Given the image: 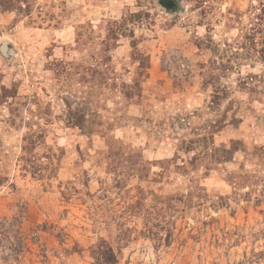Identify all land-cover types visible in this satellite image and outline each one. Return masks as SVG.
I'll return each instance as SVG.
<instances>
[{
    "label": "rangeland",
    "instance_id": "rangeland-1",
    "mask_svg": "<svg viewBox=\"0 0 264 264\" xmlns=\"http://www.w3.org/2000/svg\"><path fill=\"white\" fill-rule=\"evenodd\" d=\"M174 1L0 0V264H264V0Z\"/></svg>",
    "mask_w": 264,
    "mask_h": 264
},
{
    "label": "clouds",
    "instance_id": "clouds-1",
    "mask_svg": "<svg viewBox=\"0 0 264 264\" xmlns=\"http://www.w3.org/2000/svg\"><path fill=\"white\" fill-rule=\"evenodd\" d=\"M190 7H191V4L185 5V14L184 15L186 17H190L192 19V21L194 22L195 19H196L195 13H192V12H188L187 11V9L190 8ZM144 34L147 35V36H151L152 35V33L148 32V31H144ZM136 255H137V259L138 260H144L145 259V256L144 255H141L139 253V250H137ZM147 259H149V260L152 259V256H151V253L150 252L147 254Z\"/></svg>",
    "mask_w": 264,
    "mask_h": 264
},
{
    "label": "water",
    "instance_id": "water-1",
    "mask_svg": "<svg viewBox=\"0 0 264 264\" xmlns=\"http://www.w3.org/2000/svg\"><path fill=\"white\" fill-rule=\"evenodd\" d=\"M160 5H162L163 7L170 9L173 8L174 5L176 4V2L174 0H159ZM1 51L3 53H5L6 51V42H3L1 44Z\"/></svg>",
    "mask_w": 264,
    "mask_h": 264
}]
</instances>
